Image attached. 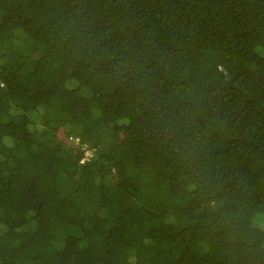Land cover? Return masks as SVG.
<instances>
[{
  "label": "trees",
  "instance_id": "1",
  "mask_svg": "<svg viewBox=\"0 0 264 264\" xmlns=\"http://www.w3.org/2000/svg\"><path fill=\"white\" fill-rule=\"evenodd\" d=\"M0 264H264V0H0Z\"/></svg>",
  "mask_w": 264,
  "mask_h": 264
},
{
  "label": "clouds",
  "instance_id": "2",
  "mask_svg": "<svg viewBox=\"0 0 264 264\" xmlns=\"http://www.w3.org/2000/svg\"><path fill=\"white\" fill-rule=\"evenodd\" d=\"M88 150L85 151L84 156L81 158L80 162L83 163L85 160H87L90 156L86 154ZM91 151V150H90Z\"/></svg>",
  "mask_w": 264,
  "mask_h": 264
},
{
  "label": "rangeland",
  "instance_id": "3",
  "mask_svg": "<svg viewBox=\"0 0 264 264\" xmlns=\"http://www.w3.org/2000/svg\"><path fill=\"white\" fill-rule=\"evenodd\" d=\"M86 154L89 155V156H92V155H93L92 151H90V150H88V151L86 152Z\"/></svg>",
  "mask_w": 264,
  "mask_h": 264
},
{
  "label": "bare ground",
  "instance_id": "4",
  "mask_svg": "<svg viewBox=\"0 0 264 264\" xmlns=\"http://www.w3.org/2000/svg\"><path fill=\"white\" fill-rule=\"evenodd\" d=\"M79 146V145H78ZM81 147V146H80ZM87 150V149H86ZM84 152V151H83ZM82 156V155H81ZM91 157H93V156H91ZM89 159V158H88ZM82 164V163H81Z\"/></svg>",
  "mask_w": 264,
  "mask_h": 264
}]
</instances>
